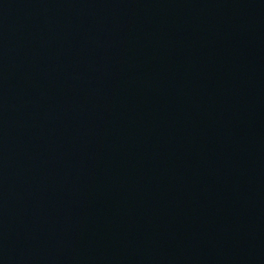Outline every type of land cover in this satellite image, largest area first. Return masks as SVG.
<instances>
[{"label": "water", "instance_id": "1", "mask_svg": "<svg viewBox=\"0 0 264 264\" xmlns=\"http://www.w3.org/2000/svg\"><path fill=\"white\" fill-rule=\"evenodd\" d=\"M0 264H264V0H0Z\"/></svg>", "mask_w": 264, "mask_h": 264}]
</instances>
